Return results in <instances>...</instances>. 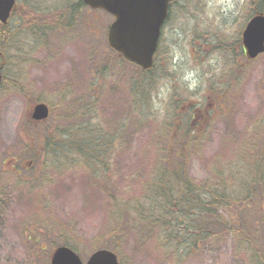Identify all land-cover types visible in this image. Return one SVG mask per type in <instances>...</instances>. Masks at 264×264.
I'll return each instance as SVG.
<instances>
[{"label": "rangeland", "instance_id": "374dc122", "mask_svg": "<svg viewBox=\"0 0 264 264\" xmlns=\"http://www.w3.org/2000/svg\"><path fill=\"white\" fill-rule=\"evenodd\" d=\"M20 1L8 25L13 43L0 50V62L2 53L7 58L0 86V264H51L53 249L65 242L84 260L106 247L121 264H264V53L250 60L241 44L250 0H178L146 75L109 46V13L85 7L75 27L32 34L28 7L52 12L81 0ZM233 42L229 54L216 48ZM141 79L151 84L136 107ZM40 102L50 116L34 123ZM81 104L110 134L123 127L99 180L82 165L55 169L36 158L46 136L68 126L66 111ZM191 120L203 139L186 149L187 173L195 183L232 189L231 207L219 212L232 229L212 224L207 238L178 248L158 232L130 228L114 236V204L139 195L163 157L160 147H180Z\"/></svg>", "mask_w": 264, "mask_h": 264}, {"label": "trees", "instance_id": "16d2710c", "mask_svg": "<svg viewBox=\"0 0 264 264\" xmlns=\"http://www.w3.org/2000/svg\"><path fill=\"white\" fill-rule=\"evenodd\" d=\"M250 4L252 6L250 17L253 14L264 13V0H250ZM83 5L81 0L77 4L67 5L52 12H40L28 7L29 14L24 15L25 17L27 15L28 20L32 19L31 23L34 24L30 32L35 33L37 28L42 33L47 29L50 31L72 27L75 11L83 10ZM17 11L18 9L15 13ZM15 35L8 27L0 26V50H6V44L13 43ZM238 43L240 44V40ZM216 48L224 54H229L234 52V42L228 45L219 43ZM150 71H141V74L146 75ZM150 84V81L146 83L144 79L139 81L136 88L138 98L136 107L143 105L142 99H145ZM191 111L193 112L192 108L188 113ZM66 114L69 121L66 129L54 132V136L47 135L44 144H41L42 154H37L36 158L43 157L42 165L51 163L50 167L55 169L61 165L67 167L82 165L92 172V178L101 179L97 175L106 174L110 170L109 162L114 155L113 150L120 146L118 130L123 127L114 126L115 133L110 134L107 131L109 128L102 125L98 114L89 105L81 104L75 111L68 110ZM88 115L91 116L87 118ZM195 125L191 120L189 129L183 128L181 141L184 140L185 143L177 142L180 147L176 144L169 150L160 147V150L164 151L163 157L155 163L153 173L143 184L138 196L114 204L112 228L114 236L130 228L142 232H158L159 236L163 237V243L166 239V245L172 242L175 248H178L185 243L194 244L207 238L212 224L228 227V223L223 222L219 212L231 207L235 199L231 194L232 189L222 182L195 183L187 173L186 149L190 146L195 147L203 139V132L199 133ZM173 157L176 160H173ZM181 157L184 159L180 160ZM240 160L244 161L241 158ZM217 169L219 165L215 168ZM217 175L218 179L222 176L219 173ZM65 245L75 248L68 242H65Z\"/></svg>", "mask_w": 264, "mask_h": 264}, {"label": "water", "instance_id": "95a60500", "mask_svg": "<svg viewBox=\"0 0 264 264\" xmlns=\"http://www.w3.org/2000/svg\"><path fill=\"white\" fill-rule=\"evenodd\" d=\"M92 8H99L115 16L108 30L109 45L144 70L154 65L162 28L173 0H83ZM16 0H0V21L6 24ZM249 59L264 53V14H256L247 23L242 37ZM3 66H0V83ZM46 103H38L32 117L37 121L48 118ZM51 264H120L118 256L109 249L93 252L86 262L71 247H57L51 255Z\"/></svg>", "mask_w": 264, "mask_h": 264}, {"label": "flooded vegetation", "instance_id": "af4514ba", "mask_svg": "<svg viewBox=\"0 0 264 264\" xmlns=\"http://www.w3.org/2000/svg\"><path fill=\"white\" fill-rule=\"evenodd\" d=\"M172 4H173V3H172ZM174 6H175V5H172V8H171V9H174Z\"/></svg>", "mask_w": 264, "mask_h": 264}]
</instances>
